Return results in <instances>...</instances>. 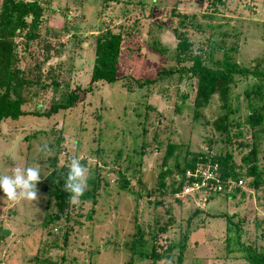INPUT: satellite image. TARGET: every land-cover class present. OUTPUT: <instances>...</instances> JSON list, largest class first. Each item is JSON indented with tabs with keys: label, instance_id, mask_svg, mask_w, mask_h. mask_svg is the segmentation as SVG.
Listing matches in <instances>:
<instances>
[{
	"label": "rangeland",
	"instance_id": "374dc122",
	"mask_svg": "<svg viewBox=\"0 0 264 264\" xmlns=\"http://www.w3.org/2000/svg\"><path fill=\"white\" fill-rule=\"evenodd\" d=\"M49 3L39 27V40L29 43L26 49L24 36L15 40L17 66L34 83L29 91L31 99L23 106L28 114L0 121V175H11L13 167H40V200L13 203L0 191V264H33L41 258L52 264H175L179 250L173 243L181 242L182 246L185 236L183 264H246L242 259L228 257L236 249L237 232H242L243 243L264 248L263 140L256 164L262 172L258 189L249 187L251 179H245L244 195L235 198L231 194L205 197L196 193L180 203L172 193L178 188L175 160L182 165L186 151L203 149L214 155L227 152L237 170L239 166L243 172L248 168L241 159L251 150L252 131L247 125L233 128L229 142H224V137L214 130L216 120L224 116L217 95L199 110V120L194 122L196 80L187 70L192 60H199L214 70L231 62L264 73V0ZM107 30L122 32L125 37L117 80L94 84L93 91L74 108L50 117L31 115L43 114L75 88L88 87L95 41L98 34ZM176 31L181 37L176 36ZM182 39L188 40L186 52L175 47ZM172 69L173 74L158 77ZM178 69L186 70L185 74H178ZM138 80L155 83L139 87ZM255 80L251 76L246 80L236 77L231 85L232 106L237 108L231 117L240 122L246 113L244 91ZM42 84L44 88L38 90ZM143 126H148L143 153L136 151L121 170L132 189L145 185L146 199H134L133 194L121 192L116 195V176L111 171L115 167H103L96 158H86L85 151L81 153L82 146L91 148L95 144L105 156L133 154V147L142 148L139 134ZM59 135L65 138L68 148L71 146L70 152L75 147L80 149L79 157L84 158L90 170L88 181L97 168L108 178L100 186L102 197L96 205H92V199L82 197L79 205L68 200L55 226L50 223L57 214L55 200L44 191L43 175L47 177L53 169L50 163L56 157ZM156 135L161 149L154 147ZM172 142L180 148H172ZM43 145L51 149L46 155L40 151ZM170 149L173 154L164 160ZM64 156L58 155V171L63 167ZM164 165L168 170L160 176ZM161 188L164 192L158 193ZM161 199L167 205L163 216L170 219L165 224V235H156L151 242L155 247L153 263L142 255L151 252L150 243H136L134 237L141 230L139 223L158 221L153 208ZM4 230L8 232L5 236ZM171 245L173 249H169Z\"/></svg>",
	"mask_w": 264,
	"mask_h": 264
},
{
	"label": "trees",
	"instance_id": "16d2710c",
	"mask_svg": "<svg viewBox=\"0 0 264 264\" xmlns=\"http://www.w3.org/2000/svg\"><path fill=\"white\" fill-rule=\"evenodd\" d=\"M118 0H116L117 3ZM153 1V0H152ZM155 1V0H154ZM163 2V1H161ZM50 4L49 0H2L0 5V121L5 119H15L19 116L26 115L23 110V106L26 105L30 99L29 91L31 87H33V82L30 78L26 77V74L23 70L17 66L18 56L16 53V38H21L24 36L26 38V43L24 45V49H26L29 43H36L39 36V27L44 20L45 11L47 9V5ZM102 15V13H101ZM176 36L181 37L180 34L176 31ZM124 36L122 32L113 33L112 31H105L101 34H98L95 45H94V62L91 70L90 83L87 88H75L73 91L69 92L64 99H62L58 103H54L49 107V109L43 114H35L31 115L39 116V117H50L59 113L61 110L74 108L78 104L84 101V98L87 94H90L93 91V85L99 82L110 84L117 80V70L120 65V60L122 55V45L124 42ZM40 42V41H39ZM188 40L182 39L176 44V49L179 52H186L188 50ZM48 46V45H47ZM48 49V48H47ZM229 61V60H228ZM184 69H178L176 72L180 75L185 74ZM190 72V76L196 80L194 83V97H193V108L195 115L193 116L194 122L198 121L199 110L205 108L210 101H212V97L214 95L218 96L220 101L219 109L222 110L224 116H221L214 123V130L224 137V142L228 143L230 130L233 128L239 129L242 126L247 125L252 131V146L251 150H249L248 154L243 156L241 162L243 165L248 166L245 169V172L241 169L237 170L238 167L233 165L232 156L227 152L220 153L218 155H214L209 150H199L196 152H188L186 151L182 165L179 164L178 159L175 160L176 172H178V188L176 191L172 193V197L175 201L182 203L180 200L175 198V194L179 193L181 188V175L186 169L192 168L196 164V156L201 155L203 157H208L210 159V163L217 164L219 167V179L222 183L223 190L220 192L213 190H202L199 193L204 195L205 197H209L214 193H223L225 195H232L234 198L236 195H244L242 190L244 187V180L251 179L249 182V187L253 189H258L262 182V172L257 167V155L259 153L258 147H261V141L263 140L262 145V153L264 156V73L262 71H258L254 68H249L245 66H240L236 63L229 62L223 69H211L205 66L199 60H192V66L187 72ZM165 75H159L158 77H166L174 73L173 69L168 72H164ZM189 76V77H190ZM254 77L255 82L246 87L244 91L245 98V116L244 119L238 120L235 117H231L237 111L235 105L232 106V98L230 94L231 85L234 83L236 77H242L243 79H248L249 77ZM190 77V78H191ZM154 80H146L144 82L138 80L139 87H143L144 85H153ZM44 84L40 85L38 90L43 87ZM58 87L57 84L54 85ZM47 87V86H46ZM129 88V87H128ZM35 95V93H34ZM147 107L149 105L146 104ZM146 107V110L148 109ZM148 112L146 111V114ZM199 113V114H197ZM152 126H154L152 124ZM150 127V126H149ZM151 128V127H150ZM148 126H143L140 136H142L139 140V144H141L142 148H138L136 145L134 148L133 154L127 153L122 154L120 152L114 155L105 156L103 153L100 154V149L95 147H86L82 146L81 153L85 151L86 158H96L101 162V165L104 167L108 164H111L114 170H111L116 178L115 182L117 183V188L115 190L116 195L118 192L121 194H133L134 199H146L147 188L144 186H139L136 190L132 189L129 185L130 182L126 179L125 174L121 170V166L123 163L132 160L136 151L140 150V154L143 153L145 147L144 142L146 141V137L148 136ZM153 131V130H152ZM155 133V131H153ZM239 135H236L238 137ZM154 138V147L157 149H161L162 143L157 141V135ZM172 148L176 150L178 144L175 142L170 143ZM178 147V148H177ZM90 148V152L88 151ZM156 149V150H157ZM71 150V146L68 148L67 142L63 136H58L57 139V148H56V157L50 163L51 167H53L50 175L46 178V186L44 191L47 195L55 200V208L57 210V214L53 219H50V223H55V226H58L59 223L57 220L59 219V212H62L64 208L68 204L69 193L65 191L64 184L67 176V172L69 170V164L72 157H79L82 155L77 151V147ZM174 150H169L163 156L164 160L167 156L172 155ZM65 155L63 160V167L58 171L57 162L58 155ZM80 158V157H79ZM84 159V158H82ZM81 159V160H82ZM83 163H86L85 160H82ZM67 165V166H66ZM139 165V164H138ZM66 166V168H64ZM162 173L160 172V176L167 172L168 168L164 165L162 167ZM101 170L99 168L94 170V177L88 181V185L90 189L85 192L84 196H82L83 200H90L92 205L97 204V199H101L100 186H102V182L105 181L108 176L105 174L102 176ZM180 177V178H179ZM241 180L243 182V186H236L237 181ZM153 190V189H152ZM151 190V191H152ZM107 193V190H105ZM162 188L158 190V193H163ZM153 194V193H152ZM50 203V198L48 200ZM99 206V205H98ZM154 214L155 218H158L157 222H152L149 220L147 222L143 221L138 225L141 226V230H139L134 237L136 243L140 242H148L150 243L151 252L148 254H142L144 259L151 258L152 262L155 263V258L153 257V252L155 251V247L151 242L155 241V236H161L167 232V227L165 226L167 220L165 219L163 214L167 211V205L165 199H161V201L154 204ZM197 212L195 211L194 215ZM174 220V219H173ZM191 222V219L188 223ZM158 223V224H157ZM78 222L75 225H79ZM165 235V234H164ZM242 232H237V242L236 249L234 250V254L231 259H242L246 264H264V248L258 249L252 244H245L241 241ZM181 246V242L178 244L173 243V245L178 246L179 254L177 255V259L175 264H183V253L185 251V244ZM150 240V242H149ZM90 242V241H89ZM147 244V243H145ZM174 246H170L169 249H173ZM228 253L230 251L229 243L227 244ZM233 252V251H232ZM140 254H138L139 256ZM137 256V257H138ZM33 264H52L48 259L41 258L37 259L33 262Z\"/></svg>",
	"mask_w": 264,
	"mask_h": 264
},
{
	"label": "clouds",
	"instance_id": "9594fccd",
	"mask_svg": "<svg viewBox=\"0 0 264 264\" xmlns=\"http://www.w3.org/2000/svg\"><path fill=\"white\" fill-rule=\"evenodd\" d=\"M40 151L45 155L51 151L43 145ZM43 178L47 177L43 175ZM90 170L79 157H72L67 172L64 189L69 193V202L73 205L81 203L80 198L88 190ZM42 182V171L38 166L13 167L11 175H0V191L4 197L17 203L20 201L39 202L38 184Z\"/></svg>",
	"mask_w": 264,
	"mask_h": 264
},
{
	"label": "built area",
	"instance_id": "2783aa9c",
	"mask_svg": "<svg viewBox=\"0 0 264 264\" xmlns=\"http://www.w3.org/2000/svg\"><path fill=\"white\" fill-rule=\"evenodd\" d=\"M180 177L182 181L181 190L175 194V198L181 202H184L186 197L202 190L217 192L223 190L219 179V167L217 164L210 163V159L206 156L197 155L195 166L186 169ZM236 186L242 187L243 182L241 180L237 181Z\"/></svg>",
	"mask_w": 264,
	"mask_h": 264
},
{
	"label": "water",
	"instance_id": "95a60500",
	"mask_svg": "<svg viewBox=\"0 0 264 264\" xmlns=\"http://www.w3.org/2000/svg\"><path fill=\"white\" fill-rule=\"evenodd\" d=\"M4 236L8 234L6 230L3 231Z\"/></svg>",
	"mask_w": 264,
	"mask_h": 264
}]
</instances>
